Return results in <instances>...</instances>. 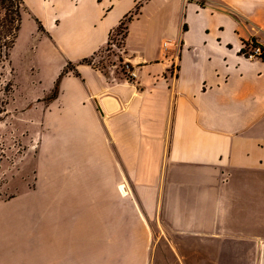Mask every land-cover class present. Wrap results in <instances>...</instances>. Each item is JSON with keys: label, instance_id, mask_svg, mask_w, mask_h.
<instances>
[{"label": "crops", "instance_id": "crops-1", "mask_svg": "<svg viewBox=\"0 0 264 264\" xmlns=\"http://www.w3.org/2000/svg\"><path fill=\"white\" fill-rule=\"evenodd\" d=\"M139 1L24 0L46 134L37 178L0 199V264H264V61L240 53L264 45V0H147L135 79L81 63Z\"/></svg>", "mask_w": 264, "mask_h": 264}, {"label": "rangeland", "instance_id": "rangeland-1", "mask_svg": "<svg viewBox=\"0 0 264 264\" xmlns=\"http://www.w3.org/2000/svg\"><path fill=\"white\" fill-rule=\"evenodd\" d=\"M146 1L140 0L137 4L141 6ZM133 13L132 17L136 14L135 7ZM127 20L124 21L126 27ZM123 27L115 28L110 37V40L117 41L119 49L106 44L88 58L89 62L100 68L116 66L124 72V63L129 62L122 51L126 36ZM43 32L39 21L26 8L16 42L10 51L9 64L4 70V81H10L11 91L7 95V104L0 108L4 110L0 112V199L26 189L19 187L24 185L22 182L26 185L37 178V152L46 130L40 122L36 99L49 70L40 39ZM245 49L249 47L245 46ZM51 93L42 101L49 100Z\"/></svg>", "mask_w": 264, "mask_h": 264}, {"label": "trees", "instance_id": "trees-1", "mask_svg": "<svg viewBox=\"0 0 264 264\" xmlns=\"http://www.w3.org/2000/svg\"><path fill=\"white\" fill-rule=\"evenodd\" d=\"M140 5H135V15L139 13ZM26 12V6L24 0H0V108H3L7 104V95L11 91L10 81H4V70L6 65L9 64L10 51L13 48L16 38L21 26L23 14ZM133 11L125 16L116 27V29L124 26L126 30V19L127 23L132 19ZM244 46H248L249 42H244ZM258 43L255 40H251V45H256ZM262 53L260 59L264 61V45H261ZM245 52L244 48H241L240 53ZM81 63H90L88 59H83ZM72 70L71 64H67L64 69L59 73L52 90L51 98H54L58 90L59 79ZM4 111L0 109V112Z\"/></svg>", "mask_w": 264, "mask_h": 264}, {"label": "built area", "instance_id": "built-area-1", "mask_svg": "<svg viewBox=\"0 0 264 264\" xmlns=\"http://www.w3.org/2000/svg\"><path fill=\"white\" fill-rule=\"evenodd\" d=\"M112 33H111L110 37L112 36ZM107 44H108V46L110 48H117V49H119L118 46H117V41L114 42L113 40H110V38H109V41H108ZM168 46H169V41H163L162 42V48H163L164 51L167 50ZM175 46L177 48V45H175ZM248 47H249L248 50L245 49V46L243 47L244 50H245V52L243 53V55L247 59L260 58V55L262 53L261 44H256V45H251L250 44ZM129 64L130 63H127V62L124 63V67H125L124 68V73L127 75V77L129 79H135L136 76H137L136 75V72H135V69L132 68L131 65H129ZM175 68H176V66L173 64L172 65V70H175Z\"/></svg>", "mask_w": 264, "mask_h": 264}]
</instances>
